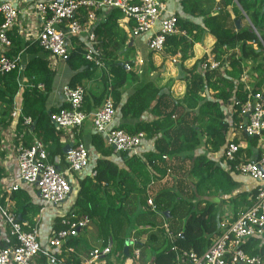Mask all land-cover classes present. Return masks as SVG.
I'll use <instances>...</instances> for the list:
<instances>
[{
  "label": "trees",
  "instance_id": "trees-1",
  "mask_svg": "<svg viewBox=\"0 0 264 264\" xmlns=\"http://www.w3.org/2000/svg\"><path fill=\"white\" fill-rule=\"evenodd\" d=\"M179 4L187 16L202 17V24L176 13L177 28L185 33L166 35L160 52L163 57L179 54V66L184 69L183 62L193 56L194 44L200 42L208 31L215 38L210 55L226 65L223 70H202L199 69L201 62L207 55L197 58L189 68L181 98H174L169 89L163 90L165 86L160 87L153 80H145L123 100L124 85L128 81L138 80L141 73L135 69L128 70L124 65L131 63L133 45L129 44L132 39L129 33L118 23L122 16L118 7L106 10L104 17L91 26L95 37L92 43L100 49L107 69L99 68L85 58V47L91 44L87 37L85 41L76 35L70 39L71 49L65 62L73 72L67 83L71 86L82 85V80L93 72H101L102 90L98 94L85 91L83 110L86 113L91 111L92 107L98 106L110 95L115 113L118 110L123 119H135L132 123L122 122L117 126L128 132L142 131L144 137L154 139V150L135 154L115 152L104 143L100 134H92V147L97 154L92 167L95 174H86L79 179V189L67 216L71 213L76 218L87 216L90 224L88 231L102 238L103 242L111 238L113 249L106 256L109 264L116 259L115 253L122 256V264H126L129 255H125L123 247L131 236L140 246L142 262L149 249L153 256L152 264H173L175 253L162 226L163 220L173 234L177 248L201 253L218 233L223 213L209 200L210 196L225 197L222 200L228 203L225 216L231 215L230 221L252 203L251 196L255 189L251 193L240 190L241 183L234 178L240 173L234 169L233 163L225 169L205 152L194 154V151L204 145L208 150L217 152L228 142L233 125L227 118L226 107H230V117L235 122L241 103L249 95V90L240 80L249 66L248 61L252 63V75L258 78L251 90H260L264 86V0H180ZM82 13L85 14L84 8ZM236 19L240 20L239 27ZM1 21L3 17L0 14ZM8 38L10 45L2 48V53L12 57L24 49L30 57L21 71L15 68L0 74L2 122L9 124L10 118L15 115L13 99L19 91L21 116L30 117L34 124L28 129L20 116L15 117L16 142L30 146L34 139H39L48 161L54 163L57 155L65 156L63 144L59 141L62 131L54 126L49 115V111L57 112L64 104L46 107L54 69L45 57L47 52L37 41H24L17 27L8 31ZM236 48L238 51H235ZM153 52L151 50L149 55ZM148 64L150 68L154 67L151 60ZM21 74L25 79L22 89L19 85ZM145 111H149L153 118L143 119ZM240 134L239 139H233L240 144L239 153L250 154L253 152L252 145H256L258 151L259 143H264V132L252 136ZM244 143L246 146L242 147ZM167 176L172 188L159 190L157 183ZM149 194L158 204L159 211L154 212L148 207ZM10 195L15 200L13 214H20L18 222L21 225L25 222L22 227L30 230L35 225L34 216L40 206L30 203L26 194L23 200L18 199L23 197L21 190H15ZM166 210L168 214H165ZM53 223L54 229H57L60 216H56ZM142 225L145 228L141 229ZM144 233H147V238L141 243L139 236ZM76 235L68 238L66 243L76 246L79 241ZM1 246L3 242H0ZM240 246L250 255L258 254L264 259V243L254 247L255 244L248 240ZM91 248L84 254L87 255ZM73 261L77 264V257ZM225 264L247 263H232L227 255Z\"/></svg>",
  "mask_w": 264,
  "mask_h": 264
},
{
  "label": "built area",
  "instance_id": "built-area-1",
  "mask_svg": "<svg viewBox=\"0 0 264 264\" xmlns=\"http://www.w3.org/2000/svg\"><path fill=\"white\" fill-rule=\"evenodd\" d=\"M113 7L121 10L122 16L119 20L127 22L126 28L130 36H137L153 29L147 41L149 50L161 51L167 34L185 33L183 30H178L176 13L169 10L167 0H50L37 2L35 5L39 29L31 42H38L42 50L47 52L46 58L54 57L65 61L71 49V36L86 33L87 40L91 44L85 47V58L93 61L99 68L107 69L101 58L100 49L92 43L95 37L91 26L98 20L100 12ZM82 8L85 14L82 13ZM0 14L3 17L0 23V47H7L10 45L8 31L15 24L19 9L13 2L3 0L0 1ZM29 57L30 54L24 49L12 57L0 51V74L15 68L21 71ZM171 60L175 62L176 57L172 56ZM124 65L128 70L134 69V62H126ZM224 65L225 63L220 64L219 60L207 55L200 67L203 70L220 68ZM19 79L22 89L24 76L21 74ZM251 89L248 88L249 95L241 103L237 120L232 125L234 131L239 133L251 136L262 135L264 93L261 90ZM62 92L66 106L57 112H51L50 115L57 129L69 130L85 124L89 131L100 134L104 143L111 146L115 152L139 153L138 148L144 138V132H128L113 124L115 107L110 95L106 96L98 107L86 113L82 108L85 94L83 85L71 86L65 83L62 85ZM19 95L17 91L13 99L15 117L20 116L23 124L30 125L31 118L21 116L22 105L19 102ZM232 135L224 145L221 156L226 169L233 163L237 172L248 175L259 183L251 196L252 203L234 220L220 221V232L214 236L203 252L180 250L174 245L173 250L176 254L173 264H225L227 255L230 256L232 263H264L260 255H250L240 246L248 237L264 233V143L260 142L255 157L249 158L238 152L240 144L233 140ZM16 153L18 175L12 181L10 188L17 189L21 182L33 184L45 205L59 204L66 200L72 191L73 181L70 175L82 173L89 161V147L81 140H77L66 152V165L63 170L48 161L47 153L39 139H34L30 146L19 143ZM94 174L95 170L91 169L90 175ZM147 205L152 211H159L152 194L147 196ZM1 212L9 224V234L15 242L0 247V264H33L37 256L44 257L48 264H75L71 257L64 258L60 255V248L63 247L68 254L74 251L66 240L75 236L89 223L87 216L76 218L73 213L69 216L67 212L61 213L59 227L52 230L46 244H42L38 240L36 225L30 230H25L12 213H8L5 209ZM163 226L167 235L174 239L165 222ZM133 237L129 238V252L132 257H137L140 249ZM112 249L113 243L109 238L106 244L89 249L87 255L82 256L77 264H105L104 258Z\"/></svg>",
  "mask_w": 264,
  "mask_h": 264
},
{
  "label": "crops",
  "instance_id": "crops-1",
  "mask_svg": "<svg viewBox=\"0 0 264 264\" xmlns=\"http://www.w3.org/2000/svg\"><path fill=\"white\" fill-rule=\"evenodd\" d=\"M0 1H3V0H0ZM6 1L13 2L14 5L19 9L18 18L12 28L17 27V30L19 31V34L22 36V39L24 41L29 40V39L30 40L35 39L37 31L39 29L38 15L36 12L35 5L37 2H48L50 0H6ZM179 1L180 0H167V5H168L169 10L175 13H178L181 16L187 17L189 20H192L198 24H202V17L191 16V15L187 16L185 14L180 7ZM106 12L107 11L100 12L98 14L97 19H101L102 17H104ZM118 23L120 26H122L127 31V28H126L127 22L125 20H118ZM238 24L239 26L241 25L240 20ZM152 30L147 31L137 36H131L132 39L129 43L133 45V50L131 53V62H134L135 71H138L140 73L143 71V73L139 74L140 76L138 80L128 81L124 85L123 90H122L123 100L125 99V97H127L129 93H131L135 88H137L145 80H153L158 86L160 87L165 86L163 87V90L166 91L167 89H169L171 95L174 98H181L185 92L186 83H187L186 78L188 77L190 73L189 68L192 66V64L197 58H200L204 55H210V50L215 41L214 36L210 32L206 31L203 35L202 40L194 44L192 48L193 56L183 62L184 69H182L179 66V54L175 55L176 57L175 62L171 60L172 56L164 58L162 53H160L161 51H154L151 55H149L151 50H149L147 46V41L151 35ZM76 36L84 41L86 40V37H87L86 33H81ZM70 46H71V40H70ZM2 48L4 47H0V50H3ZM235 51H238V49L236 48ZM48 60H50V65H52L53 69L55 68V70H54V77H53V81L51 85V90L46 100V107L47 108L58 107L62 104H64L65 106L66 104L63 98L62 85L68 82L73 71L68 67L65 61H61L60 59H57L54 57H50L48 58ZM149 60H151L154 66L153 68H150L148 64ZM251 64L252 63L248 61L249 66L245 69V71L242 73L241 78H240V80L245 85L246 89L254 88L256 82L258 81V78L253 76L254 73L251 71ZM225 66L226 65H224L223 67H220L219 70H223ZM199 69H201V67ZM100 73L101 72L97 70L96 72H93L91 76H89L85 80H82V85L84 86L86 93L98 94L102 90L103 86H102V82L99 77ZM260 90L264 93V86ZM96 107H92L91 110H94ZM228 108L230 107H226V110ZM142 118L149 120V119H152L153 116L149 111H145ZM2 121H3V118L0 116V242H3V245L11 244V241L15 242L14 238L9 234V224L6 221L1 211L2 209H5L8 213L10 212L13 214V211L15 208V200L11 197L10 194L11 192L15 190L16 191L21 190L23 191V197H18V199L22 198L23 200L24 194H26L30 203L40 206L38 213L36 214V216H34V220H35V225L38 227V240L40 241V243L46 244L49 234L55 228L54 223H53L54 218L56 216H60L61 213L68 212L70 210V208L73 206L75 195L79 189V185H78L79 179L86 174H90V171L93 167L94 159L97 154L92 147V134H93L92 130L89 131V128L85 124H83L81 127L80 126L74 127L69 130L59 129L62 131V135L60 136L59 141L63 144V146L65 144H71V143L74 144L77 140H81L84 143H86V145L89 147V161H88L86 168L84 169L82 173L78 175L76 174L70 175V178L73 181V183H72V191L70 195L68 196V198L59 204L45 205L42 201V198H41V195L38 189L33 184L21 182L18 187L19 189L17 188L18 190L10 188L12 181L18 175V161H17V156H16L17 155L16 150H17V145L20 141L16 142L15 115H13L10 118L9 124H4ZM134 121L135 119H130V118L123 119L121 117V114L118 112V110H116V113L113 118L114 125H119L122 122L132 123ZM33 124L34 123H32V120H31V124L30 125L25 124L24 127H28V129L30 127L31 129ZM231 135L233 139L234 138L239 139L242 136V134H240L238 131H234L233 129H231V131L229 132V138ZM245 146L246 144L244 143L242 147H245ZM223 147L219 151L213 152V151L208 150L206 146L202 145L195 149L194 154L198 152H205L207 155L214 158L216 161L220 163L222 167L225 168V164L221 156V151ZM252 147H253V152H251L250 154L246 152H241V154L249 158L255 157V155L257 154V150H256L257 146L252 145ZM150 150H154V139H147L146 137H144L140 147L138 148V151L139 153H143V152L150 151ZM114 159L118 161L120 164H122V162H120L119 159L115 157ZM54 163L57 165L59 169L61 170L65 169V165H66L65 156L62 158L59 155H57L54 159ZM167 177L165 178L168 179ZM234 178L238 182L241 183L240 190L246 191L249 193H251L254 189H256V187L259 184L256 180H254L252 177L248 175L237 174L236 176L234 175ZM166 179H161L157 183V187L159 188V190L162 188H165V189L172 188L170 179L168 180ZM224 198L225 197H220V196H210L209 197V200H212L215 203L217 210L220 212H223L221 221L229 220L231 218V215L225 216L228 213L227 211L228 207L226 206L228 205V203H225V204L222 203V200ZM14 217L17 220H19L20 214H18L17 216L14 215ZM164 222L165 221L163 220L162 226ZM24 223L25 222H23V224ZM88 225L90 224L88 223L85 227L81 228L78 234L76 235V237L79 239L76 246L69 244L74 249V251L71 254L72 255L74 254L75 257L72 255L70 256V254H68V252L65 251L63 247H61L60 255L62 257L64 258L71 257L72 259L77 257V260H79L82 256L85 255L84 252L88 248L99 246V245H104L107 243L108 239H106V241L103 242L102 238L100 237L97 238L93 232L88 231L87 230V228L89 227ZM142 228H145V226L142 225L141 229ZM220 230L221 229L218 228V233L220 232ZM146 234L147 233H144L139 236V241L141 243L146 240L147 238ZM166 236L168 238L169 243L171 244V249H174L173 246L174 245L176 246L175 242L167 234ZM248 240L252 244H255L254 247H259L262 243H264V233L260 235L248 237L246 241ZM138 247L140 249V246ZM176 249H179V248H177L176 246ZM245 252L249 254V252H247L246 250ZM140 256H141V249L137 257H132L129 252V256L125 260V263L126 264H152L153 256H152V252H150L149 249L146 250L144 262L141 261ZM115 257L116 259L114 260L113 264H122L123 257L122 256L119 257L117 253H115ZM104 260H105V264L106 262L107 264H109L107 257H105ZM33 264H48V263L47 261H45L44 257L37 256Z\"/></svg>",
  "mask_w": 264,
  "mask_h": 264
},
{
  "label": "water",
  "instance_id": "water-1",
  "mask_svg": "<svg viewBox=\"0 0 264 264\" xmlns=\"http://www.w3.org/2000/svg\"><path fill=\"white\" fill-rule=\"evenodd\" d=\"M236 23H237V25L239 26V19H237L236 20ZM49 115H51V112L49 111ZM52 121V123L54 124V126L56 127V124L53 122V120H51ZM71 146H72V143L71 144H65L64 146H63V148H62V151L64 152V153H66L70 148H71ZM165 214H168V210H166L165 211ZM128 245H129V240L127 239L126 241H125V243H124V247H123V251H124V253H125V255L126 256H128L129 255V248H128Z\"/></svg>",
  "mask_w": 264,
  "mask_h": 264
},
{
  "label": "rangeland",
  "instance_id": "rangeland-1",
  "mask_svg": "<svg viewBox=\"0 0 264 264\" xmlns=\"http://www.w3.org/2000/svg\"><path fill=\"white\" fill-rule=\"evenodd\" d=\"M246 20H247V19H246ZM131 63H132V62H131ZM141 73H143V71H142ZM252 83H253V81H252ZM83 87H84V86H83ZM124 90H125V88H124ZM229 110H230V108H228V109H227V112H226V113H227V118L230 120V123H233V120H232L231 117H230V112H229ZM239 175H240V174H239ZM167 178L169 179V177H167ZM163 179H166V178L164 177ZM168 179H166V180H168ZM72 196H73V195H72ZM72 196H71V197H72ZM211 199H213V198H211ZM222 203L225 204V202H223V201H222ZM226 206H227V205H226ZM133 238H134V237H133ZM135 239H136V238H135ZM137 240H138V239H137Z\"/></svg>",
  "mask_w": 264,
  "mask_h": 264
},
{
  "label": "clouds",
  "instance_id": "clouds-1",
  "mask_svg": "<svg viewBox=\"0 0 264 264\" xmlns=\"http://www.w3.org/2000/svg\"><path fill=\"white\" fill-rule=\"evenodd\" d=\"M73 145V144H72ZM129 247V246H128Z\"/></svg>",
  "mask_w": 264,
  "mask_h": 264
}]
</instances>
